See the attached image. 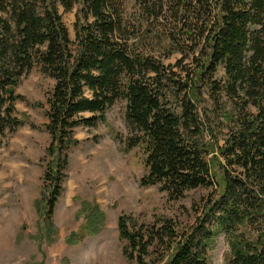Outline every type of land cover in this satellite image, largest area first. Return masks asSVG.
Segmentation results:
<instances>
[{
	"label": "trees",
	"instance_id": "obj_1",
	"mask_svg": "<svg viewBox=\"0 0 264 264\" xmlns=\"http://www.w3.org/2000/svg\"><path fill=\"white\" fill-rule=\"evenodd\" d=\"M73 9L74 41L60 13ZM34 70L53 82L36 201L48 235L56 234L69 153L80 144L75 131L95 127L125 101V148L143 154L140 186L172 202L212 191L188 230L170 219L120 216L123 256L209 264L224 235L227 264H264V0H0V149L25 125L16 89ZM77 217L80 232L69 244L105 226L88 202Z\"/></svg>",
	"mask_w": 264,
	"mask_h": 264
},
{
	"label": "rangeland",
	"instance_id": "obj_2",
	"mask_svg": "<svg viewBox=\"0 0 264 264\" xmlns=\"http://www.w3.org/2000/svg\"><path fill=\"white\" fill-rule=\"evenodd\" d=\"M76 11L60 10L72 41ZM178 58L174 55L166 64H174ZM52 85L34 70L16 89L23 98L16 104L17 117L24 119L25 125L9 135L0 149V264H136L122 254L124 244L117 231L120 216L130 215L145 224L170 219L179 231L195 224L202 199L212 189L189 192L172 202L157 187H141L143 154L139 148H125L131 130L125 117L126 102L118 101L95 127L75 131L80 144L69 153L66 179L53 216L56 234L48 235L36 201L43 171L40 161L50 142L43 126L47 122L45 98ZM82 202L99 207L105 226L99 233L69 244L68 237L80 232L82 220L77 214ZM227 254L228 244L224 235H219L208 252L209 264H227Z\"/></svg>",
	"mask_w": 264,
	"mask_h": 264
}]
</instances>
